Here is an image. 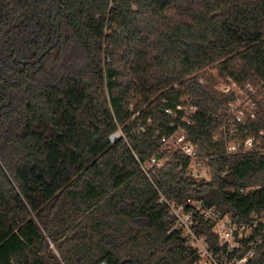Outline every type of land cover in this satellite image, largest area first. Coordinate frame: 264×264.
I'll use <instances>...</instances> for the list:
<instances>
[{"label":"trees","instance_id":"1","mask_svg":"<svg viewBox=\"0 0 264 264\" xmlns=\"http://www.w3.org/2000/svg\"><path fill=\"white\" fill-rule=\"evenodd\" d=\"M210 72L264 150V0H0V264H195L168 233L189 198L264 219V153L215 140L238 94ZM179 128L209 179L164 149Z\"/></svg>","mask_w":264,"mask_h":264},{"label":"built area","instance_id":"2","mask_svg":"<svg viewBox=\"0 0 264 264\" xmlns=\"http://www.w3.org/2000/svg\"><path fill=\"white\" fill-rule=\"evenodd\" d=\"M224 93H227V91H224ZM237 100H239V97ZM247 102H249L248 99ZM184 108L183 106L178 107L179 111L184 112L181 122L189 123L190 116L196 111V108L194 107L195 110L191 114L186 113ZM238 108L236 109L239 110ZM244 110L237 111L239 115H237L236 111L234 114L227 112V116L224 118L225 122L223 120L224 124L222 123L223 129L215 139L224 141L227 156L245 155L253 151L264 153L263 149H257L255 138L250 137L241 142L231 137L234 133L236 134L237 124H243L245 121ZM167 113L174 114L170 110H167ZM230 133L232 134L229 135ZM117 137L118 135H114L111 137V141H114ZM165 139L166 142L168 140L174 142L176 146L175 152L190 158L191 162L197 163L199 161L198 148L189 140L183 129L179 128L172 135L165 136ZM165 163L166 160L160 161L158 157H154L146 164H141V169L147 174L151 168H161ZM166 203L169 209V216L174 221L168 233H178L181 238L186 240L187 247L193 249L197 254L195 264H250L255 258V251L262 244V240L258 238L257 233L259 225H264V219L254 216L252 223L240 224L234 221L230 215L222 214L216 207L208 206L203 200L191 198L185 203ZM201 222L209 224L210 233L214 237L213 244L209 241L208 233H197L198 228L202 226Z\"/></svg>","mask_w":264,"mask_h":264},{"label":"rangeland","instance_id":"3","mask_svg":"<svg viewBox=\"0 0 264 264\" xmlns=\"http://www.w3.org/2000/svg\"><path fill=\"white\" fill-rule=\"evenodd\" d=\"M213 74V76L216 77L217 79V83L215 84V87L217 90L221 91V92H224V91H227V93H230L232 91H234L236 94H238V97H239V100H237L236 102L232 103L231 106H230V110L228 111L230 114H234L235 111L237 110L236 108L238 107H241V108H238L239 110L237 111H240L242 109H246L247 105L249 102H247V93L243 90H241L239 87L233 85L231 82H228L224 79H220L217 77V74L216 72H210ZM251 91V90H249ZM185 112L188 113V114H191V112H193L195 110V108L193 106L190 105V103L188 102L185 106ZM237 115H239V112H237ZM244 121V120H243ZM225 122V120H224ZM223 122V124H224ZM223 124L218 132V135L216 137H218L223 129ZM253 138V137H251ZM238 139V138H237ZM239 141L241 139H238ZM257 146L258 148L257 149H260V143L262 142L260 139H257ZM164 149H166L169 153H174L176 151V146L174 144V142L172 140H168L166 142V144L164 145ZM263 151V150H262ZM207 168L204 166V165H198L197 163H194L192 162V165H191V172L194 174V175H198L200 177H205L207 179H209V176H208V172H207ZM50 249L52 251V253L54 255L57 256L58 259L61 260V257L58 253V251L56 250L55 246L50 243Z\"/></svg>","mask_w":264,"mask_h":264}]
</instances>
